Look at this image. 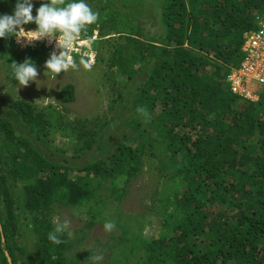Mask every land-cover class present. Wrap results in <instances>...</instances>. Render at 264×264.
I'll list each match as a JSON object with an SVG mask.
<instances>
[{
    "label": "trees",
    "instance_id": "trees-1",
    "mask_svg": "<svg viewBox=\"0 0 264 264\" xmlns=\"http://www.w3.org/2000/svg\"><path fill=\"white\" fill-rule=\"evenodd\" d=\"M120 1L119 10L107 0L100 22L87 28L98 26L104 37L122 34L93 43L102 86L119 96L140 85L136 98L123 104L128 117L117 145L107 148L111 139L104 130L69 120L55 122L49 133L44 108L37 111L28 100H16L0 114V264H9L6 251L13 264H23V257L25 264H74L67 234L60 245L47 239L52 209L97 203L93 213L105 223L110 200L121 201L142 163L164 173L161 229L147 235L151 219L140 221L143 214L124 213L116 204L111 239L119 245L111 254L118 264L122 257L124 264H264V89L255 88L259 100L250 101L233 92L229 80L243 60L245 34L264 17V0H159L150 11L154 18L136 0ZM15 3L0 0V14H12ZM39 7L34 0V16ZM123 8L132 9L128 16ZM149 26L158 30L152 34ZM44 53L50 56L42 47L20 50L14 36L0 39L1 65L8 70L12 62H35ZM55 96L58 103L73 102L75 84L67 82ZM117 119L113 115L103 126ZM65 128L69 133L62 134L77 135L73 154L97 147L99 157L76 169L44 155L38 141L50 143ZM20 231L34 239L32 247L30 240L19 246ZM103 244L111 246L109 239Z\"/></svg>",
    "mask_w": 264,
    "mask_h": 264
},
{
    "label": "rangeland",
    "instance_id": "rangeland-1",
    "mask_svg": "<svg viewBox=\"0 0 264 264\" xmlns=\"http://www.w3.org/2000/svg\"><path fill=\"white\" fill-rule=\"evenodd\" d=\"M112 1L116 4L115 7L119 10L121 9L119 7L123 6L120 0ZM106 2L107 0H86V3H88L89 6L99 14L98 22H100L99 19L101 18V15L105 14L103 7L106 5ZM159 3H161L159 0H136V4L139 6L141 5L140 7L144 8L145 12L143 14L151 17H153V13L150 11L153 10L154 5ZM131 10L132 9H124V15L128 16V13H130ZM144 16L140 19V23H142V21H146ZM148 25L149 24L147 23V28ZM156 30H158V27H154L152 29L149 26V31H151L152 34ZM111 32V34L105 36L104 38L121 37L122 35L120 32ZM121 32L125 35L127 33L129 34V31L127 30H122ZM93 52L95 53V51ZM48 58V54L44 53L37 58V61H35L39 72L38 79L41 81H38L37 85L30 82L27 87L19 88L18 83H15L14 79L9 74L10 69L8 70L7 66L1 65L0 57V114H4L14 101L19 99L28 100V102L33 103L38 107L37 111L44 108L43 111L45 112L46 120L48 119L51 121L50 123H47L46 128L49 133L58 126L55 122L58 121L64 123V120H69L74 125L80 124L84 129L104 130V133H106L111 139V141H108L109 143L107 148H112L117 145L122 139L120 135L126 127L124 121L126 120V117H128V114H126L125 110H123L126 109L123 104L126 102L129 104V100H134L136 98L140 91V89H138L140 85L133 89L132 86H135L133 84L130 90H125V92L119 96L117 92L109 90V88L106 90V88L102 86V67L100 66V62L97 61V56L95 58V63L91 64L90 68H86L80 64V59H78V61L75 60L78 67L60 73L56 79L47 78L43 75V73L45 61ZM85 59L87 60V58ZM67 82L75 84L76 100L68 103H58L55 95L58 93L61 86ZM132 83L136 84L135 81ZM252 88H254V86H252ZM263 93L264 90L262 94ZM113 96L119 98L118 102L114 105H112L110 101ZM54 110H59V113L54 114ZM113 115H117L118 119L113 121L110 126H103L104 122L112 121L109 119ZM59 116H62V118ZM18 127L20 126L18 125ZM61 131L58 130L53 133V136L50 138V143H46L44 140H39L40 142L38 141L37 144L44 155L50 157L51 159H56V161H59L60 163H70L76 169L85 164L88 159L95 160L99 157L100 154L97 152V147H95V150L89 151L87 154L86 152L85 154H77V156L76 154H73L74 152H72V150L74 139H77L76 133L71 132L69 136H66L62 133L63 131L69 133L68 129L65 128ZM107 135H105V139L108 137ZM50 144H52V148H49ZM59 148L65 149L66 153L69 154L64 153L63 150ZM158 170L159 169L157 168H150L148 164L144 165V163H142L141 171L137 176L130 180L126 186L127 189L121 201L115 200L113 197V199L110 200V206L107 207L109 209L105 212V216L103 217H107L110 221L116 219V207L120 205L121 207L118 210L123 211L124 213L127 212L135 216L139 214L144 215L145 218L140 216L138 219L134 220L135 223L133 222V225H135L136 221L141 218L144 219H141L140 221L151 219L152 225L147 226V235L157 236V232L161 229V209L159 208V199L163 198L162 188L164 183V173ZM107 185H109V181H107ZM105 191L106 190H103L101 195H103ZM99 193L97 196H100ZM94 200L95 198L92 200V203ZM92 203H90V205ZM116 204L117 206H115ZM55 205L58 204L56 203ZM93 205L91 207H60V205H58L52 209L49 217L52 222H54L57 218L60 220L67 219L71 221L70 231L72 232V236H68V248L66 253L69 257L73 258L74 264H96L94 261L95 256L103 257L100 264H111L113 262L114 264H118L117 258H113L111 253L113 249H117L119 243L111 239V233L113 230L109 232L104 230V222H102L101 217L97 216L98 218H95L97 213L96 211L93 213V211L98 208L99 204L97 205L96 203ZM90 209L91 213L88 212ZM91 217H93L92 224H90ZM21 232L22 231L18 232V236L15 237V240L19 242V246H22V243L28 244V241L30 240L31 245L29 246L32 247V241H34V239L30 236L27 237ZM118 234L120 235V233ZM108 239L111 243L110 247L103 244V242ZM122 258H120L122 264L126 263L125 258ZM135 260L136 259H132L128 263H133ZM21 262L25 264L24 257Z\"/></svg>",
    "mask_w": 264,
    "mask_h": 264
},
{
    "label": "clouds",
    "instance_id": "clouds-1",
    "mask_svg": "<svg viewBox=\"0 0 264 264\" xmlns=\"http://www.w3.org/2000/svg\"><path fill=\"white\" fill-rule=\"evenodd\" d=\"M39 3L40 7L36 9L35 16L33 15L34 0H16L12 14H0V39L15 36L18 42L21 38H26L28 42L48 39V42L52 43L54 40V47L59 50V54L57 51L50 54L45 61L43 75L56 79L60 73L78 67L69 56V52L87 31L88 26L97 22L99 14L86 3V0H39ZM28 24H34L35 30L26 32L23 26ZM96 27L98 26L93 30ZM79 63L86 68L91 67V63L84 57H81ZM9 65L12 78L18 83L19 88L27 87L30 82L37 85V82L41 81L38 79L37 65L31 59H25L21 63L12 62ZM253 86V90L255 88L256 91L263 90L256 85ZM256 91L254 93L257 99L246 97L244 99L257 102L259 94ZM136 111L145 117L146 122L150 120V114L144 107H138ZM103 227L109 232L115 228V223L109 220ZM70 228V220L57 218L54 220L53 229L47 234V239L53 245H60L64 242L65 234L72 236ZM102 259V256L94 257L96 264H100Z\"/></svg>",
    "mask_w": 264,
    "mask_h": 264
},
{
    "label": "built area",
    "instance_id": "built-area-1",
    "mask_svg": "<svg viewBox=\"0 0 264 264\" xmlns=\"http://www.w3.org/2000/svg\"><path fill=\"white\" fill-rule=\"evenodd\" d=\"M27 32L35 30V28L24 27ZM101 35L99 27H96L93 32L86 31L80 37V40L74 44L69 52V56L75 61V57L87 58L91 64L95 63L96 51L93 52V43L100 38ZM15 44L20 50L27 48H43L46 52L51 54L55 49L53 40L52 43L48 39L35 40L28 42L26 38H21L20 42L14 36ZM243 60L241 61L240 68L232 72L229 80L232 82V90L236 93L243 95L248 99H257V95L253 92V85L259 89H264V17L258 21V29L251 30L245 34V40L242 46Z\"/></svg>",
    "mask_w": 264,
    "mask_h": 264
},
{
    "label": "water",
    "instance_id": "water-1",
    "mask_svg": "<svg viewBox=\"0 0 264 264\" xmlns=\"http://www.w3.org/2000/svg\"><path fill=\"white\" fill-rule=\"evenodd\" d=\"M0 229L3 231L1 223H0ZM6 255L8 257L9 264H13L12 258L8 251H6Z\"/></svg>",
    "mask_w": 264,
    "mask_h": 264
}]
</instances>
